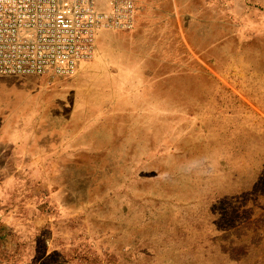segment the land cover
Returning a JSON list of instances; mask_svg holds the SVG:
<instances>
[{
	"label": "rangeland",
	"instance_id": "obj_1",
	"mask_svg": "<svg viewBox=\"0 0 264 264\" xmlns=\"http://www.w3.org/2000/svg\"><path fill=\"white\" fill-rule=\"evenodd\" d=\"M36 78L58 151L0 169V264H264V0H136Z\"/></svg>",
	"mask_w": 264,
	"mask_h": 264
},
{
	"label": "built area",
	"instance_id": "obj_2",
	"mask_svg": "<svg viewBox=\"0 0 264 264\" xmlns=\"http://www.w3.org/2000/svg\"><path fill=\"white\" fill-rule=\"evenodd\" d=\"M135 20L136 0H0V75L71 76L100 31Z\"/></svg>",
	"mask_w": 264,
	"mask_h": 264
},
{
	"label": "crops",
	"instance_id": "obj_3",
	"mask_svg": "<svg viewBox=\"0 0 264 264\" xmlns=\"http://www.w3.org/2000/svg\"><path fill=\"white\" fill-rule=\"evenodd\" d=\"M36 80V76L0 75V169L21 163L34 167L38 153L58 151L55 136L28 130L29 114H22L35 102L31 89H36ZM54 163L52 160L46 167L52 168Z\"/></svg>",
	"mask_w": 264,
	"mask_h": 264
}]
</instances>
